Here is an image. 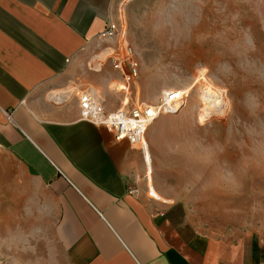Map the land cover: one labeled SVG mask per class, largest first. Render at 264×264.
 Here are the masks:
<instances>
[{
    "label": "crops",
    "instance_id": "1",
    "mask_svg": "<svg viewBox=\"0 0 264 264\" xmlns=\"http://www.w3.org/2000/svg\"><path fill=\"white\" fill-rule=\"evenodd\" d=\"M118 1L0 0V235L34 222L21 217L35 194L59 198L41 221L59 264H264L258 239L200 230L153 171L148 183L139 148L81 117L74 91L84 84L105 112L133 104L121 92L106 101L121 79L112 60L92 67L101 43L117 48L99 34Z\"/></svg>",
    "mask_w": 264,
    "mask_h": 264
},
{
    "label": "rangeland",
    "instance_id": "2",
    "mask_svg": "<svg viewBox=\"0 0 264 264\" xmlns=\"http://www.w3.org/2000/svg\"><path fill=\"white\" fill-rule=\"evenodd\" d=\"M162 2L166 0H119L114 21L137 63L126 97L134 105L158 106L162 102L158 98L168 91L185 96L181 94L183 103L176 112L158 115L147 127L152 162L148 153L151 176L146 179L153 183V171L166 195L184 204L200 230L253 236L264 244V160L250 151L248 137L236 131H243L240 122H252L244 106L246 93H257L264 104V81L243 70L242 58L230 50L242 45L243 30L250 31L256 46L250 59L264 70V0H205L203 20L190 38L179 43L167 31L157 34L153 28V13ZM225 7L228 13L239 14L238 21L221 23ZM225 28L227 44H222L217 33ZM115 42L121 48L120 37ZM111 48L101 43L92 67L112 60L114 55L107 53ZM223 64L231 65L230 73L221 69ZM112 81L106 101L117 104L120 92L116 79ZM88 90L84 84L80 92ZM228 171L243 183L238 195L223 182Z\"/></svg>",
    "mask_w": 264,
    "mask_h": 264
},
{
    "label": "clouds",
    "instance_id": "3",
    "mask_svg": "<svg viewBox=\"0 0 264 264\" xmlns=\"http://www.w3.org/2000/svg\"><path fill=\"white\" fill-rule=\"evenodd\" d=\"M205 0H166L153 13V28L157 34L167 31L170 37L179 43L188 39L192 30L203 20ZM223 25L229 20L238 21V13H228L226 7L221 9ZM217 39L227 44V28L217 33ZM238 58H242L243 70L257 75L264 81V70L256 68L250 54L256 50L255 41L250 31L243 30L242 45L230 49ZM221 69L230 73L231 65L223 64ZM244 106L252 118V122H240L237 134L246 136L251 141L250 151L260 160H264V104L259 95L253 91L245 94ZM232 130L230 129V132ZM226 188L233 194H240L243 189L242 181L231 171L222 176ZM39 191V186L37 188ZM59 211V198L40 199L38 195L29 197L22 208V219L34 221L27 228L17 223L6 226L0 235V264H59L58 249L53 240L47 235V229L41 224L46 218L55 217ZM45 244L46 254L41 255L39 244Z\"/></svg>",
    "mask_w": 264,
    "mask_h": 264
},
{
    "label": "built area",
    "instance_id": "4",
    "mask_svg": "<svg viewBox=\"0 0 264 264\" xmlns=\"http://www.w3.org/2000/svg\"><path fill=\"white\" fill-rule=\"evenodd\" d=\"M102 39H113L120 37L121 48H111L112 68L121 72V81L128 88L129 81L137 75V63L134 59L133 49L125 42L124 34L119 31L112 19H108L104 30L99 34ZM77 95L81 117L96 125H103L108 128L116 139H126L130 144H137L141 151L146 167L148 166L146 157L145 134L150 122L162 111L174 112L177 108H167L166 99L162 100L158 106L149 105H123L112 112H105L99 96L88 90L86 92L74 91ZM173 95V94H172ZM70 96V95H69ZM68 96V97H69ZM181 94L176 101L171 102L178 106L182 102ZM171 104V105H172ZM129 192H135L130 188ZM151 195V190H149Z\"/></svg>",
    "mask_w": 264,
    "mask_h": 264
},
{
    "label": "bare ground",
    "instance_id": "5",
    "mask_svg": "<svg viewBox=\"0 0 264 264\" xmlns=\"http://www.w3.org/2000/svg\"><path fill=\"white\" fill-rule=\"evenodd\" d=\"M115 82V81H114ZM117 82V85H118V90H119V92H121V93H125V92H127L126 90H127V86L126 85H123L121 82H119V81H116ZM75 91H78V90H75ZM80 91V90H79ZM92 91V90H91ZM92 92H94V91H92ZM173 94V95H172ZM180 94H182L180 91H176V90H171V91H168L167 93H164V94H162L161 96H160V98H158V99H162V100H164V99H166V103H165V105H168V109L169 108H177L176 109V111L178 110V108L182 105V103H183V101L182 102H179V105L178 106H175V107H173L175 104H172L171 102H173V101H176L175 99L176 98H179L180 97ZM183 95V94H182ZM184 96V95H183ZM185 97V96H184ZM125 98H127V97H125ZM127 101H128V98L126 99ZM124 99H123V102L121 103V106H123V105H125L124 104ZM172 104V105H171ZM149 106H152L153 104H148ZM120 106V107H121ZM175 111V112H176ZM168 111L167 110H164V111H162L161 113H167ZM155 119V118H154ZM153 119V120H154ZM152 120V121H153ZM151 121V122H152ZM150 122V123H151ZM145 145H146V157L148 158V155H147V153H148V149H147V144H146V142H145ZM134 146L135 147H137L138 148V145L137 144H134ZM246 189V188H245Z\"/></svg>",
    "mask_w": 264,
    "mask_h": 264
}]
</instances>
